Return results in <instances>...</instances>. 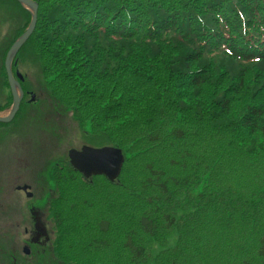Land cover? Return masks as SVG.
Wrapping results in <instances>:
<instances>
[{"label": "trees", "instance_id": "16d2710c", "mask_svg": "<svg viewBox=\"0 0 264 264\" xmlns=\"http://www.w3.org/2000/svg\"><path fill=\"white\" fill-rule=\"evenodd\" d=\"M5 1L23 14L20 36L30 15ZM31 1L36 27L20 50L81 129L124 157L113 182L56 164L53 252L147 264L144 239L173 228L170 264H264V0ZM119 193L130 204L112 207L132 221L84 217Z\"/></svg>", "mask_w": 264, "mask_h": 264}, {"label": "rangeland", "instance_id": "374dc122", "mask_svg": "<svg viewBox=\"0 0 264 264\" xmlns=\"http://www.w3.org/2000/svg\"><path fill=\"white\" fill-rule=\"evenodd\" d=\"M24 25L23 14L18 6L12 2L0 0V108H2L0 114H7L13 104L4 75V60L9 48L19 37L17 36L18 31ZM11 65L13 73L21 77L18 83L23 91V100L14 120L9 124H0V219L4 223L8 222L13 210L14 216L26 212L25 218L27 219L29 209L25 210L21 207L23 202L28 205L25 206L27 208L30 207L32 210L36 208L37 214L45 224L44 230L48 241L39 240L35 248L36 257L32 258V263L37 259L40 264H72L67 258H60L53 252L55 250L53 249L55 229L54 222L47 217L51 211L47 205L59 188L55 185L51 172L58 162L62 160L69 162L67 153L72 149L76 151L82 147L98 149L107 145H102L100 141L92 138L88 128L82 130L75 122L71 110L66 109L52 96L44 83L39 60L32 56V53L19 50ZM260 173L264 185V171L263 174ZM22 183L30 187L34 195L33 200L23 199L20 194L12 193L14 187ZM122 194L113 196V200H109L111 205H108L106 210L103 209L102 213L92 215L94 211L85 210L84 217L89 221L95 220V222L108 220L113 226L114 224L115 226L123 225V222L128 219L132 221L135 213H129L128 210H122V213H119L121 211L112 207L115 202L122 203L124 206L130 204L125 196L122 199L119 198ZM12 198L11 205L3 209ZM261 200H264V187ZM14 203L20 204L14 209ZM144 210L148 209L144 208ZM1 226L0 224V233L9 235L8 232L2 231ZM129 230L136 232L133 228ZM166 233L168 236L164 242L159 241L161 238V236L158 237L159 233L154 239L149 241L147 238L144 239L147 242L145 247L147 264H159L160 257L164 256L167 264H170L172 258L178 255L176 252L180 248L177 242L180 244V236L173 228ZM60 239L63 241V235ZM0 241L7 242L3 236H0ZM58 249L61 250L60 242ZM3 253L4 250L0 247V257ZM220 255L228 257L229 254H225L222 249ZM25 258H27L26 255H23L18 258V261L24 263ZM2 260L8 261L9 259L2 258Z\"/></svg>", "mask_w": 264, "mask_h": 264}, {"label": "water", "instance_id": "95a60500", "mask_svg": "<svg viewBox=\"0 0 264 264\" xmlns=\"http://www.w3.org/2000/svg\"><path fill=\"white\" fill-rule=\"evenodd\" d=\"M30 14V23L24 33L17 38L9 48L5 60L4 70L9 91L12 98V107L7 114H0V124H9L19 111L23 99V91L19 83L14 79L11 64L16 53L22 48L32 35L37 22L38 5L31 0H13ZM17 78L21 77L16 74ZM70 165L75 168L84 178L92 176H104L110 182L118 178L124 162L120 150L113 147L90 149L82 147L79 151L70 150L67 154Z\"/></svg>", "mask_w": 264, "mask_h": 264}, {"label": "flooded vegetation", "instance_id": "af4514ba", "mask_svg": "<svg viewBox=\"0 0 264 264\" xmlns=\"http://www.w3.org/2000/svg\"><path fill=\"white\" fill-rule=\"evenodd\" d=\"M12 193L20 194L23 199H34V195L30 191V187L24 183L15 186L12 190ZM12 202L13 198L11 202L3 209H6L8 206H10ZM19 204L20 203H14V209L19 206ZM25 206L28 205L23 202L21 207H23L25 210L29 209L27 219L25 218L26 212L21 215L19 214L18 216H14V210L11 214V219L8 222L4 223L2 219H0L2 231L9 233V235L0 233V236L5 237L7 240V242L0 241V247L2 250H4V253L0 257V264H40L37 259L33 263L31 260L32 258L36 257L35 248L38 245L39 240L42 239L44 241H48L47 234L44 230L45 224L37 214L38 212L36 211V208L32 210L30 207L27 208ZM37 208L39 209V207ZM23 255H26L28 260L25 258V262L21 263L20 260L18 261V258H21ZM2 258H7L9 260L3 261Z\"/></svg>", "mask_w": 264, "mask_h": 264}]
</instances>
